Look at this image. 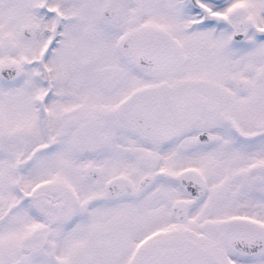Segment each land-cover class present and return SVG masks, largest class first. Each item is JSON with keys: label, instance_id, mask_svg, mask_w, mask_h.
I'll list each match as a JSON object with an SVG mask.
<instances>
[{"label": "snow or ice", "instance_id": "6c2138e0", "mask_svg": "<svg viewBox=\"0 0 264 264\" xmlns=\"http://www.w3.org/2000/svg\"><path fill=\"white\" fill-rule=\"evenodd\" d=\"M0 264H264V0H0Z\"/></svg>", "mask_w": 264, "mask_h": 264}]
</instances>
